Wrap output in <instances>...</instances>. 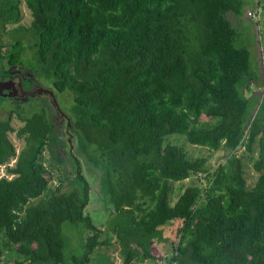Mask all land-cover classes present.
Instances as JSON below:
<instances>
[{
	"label": "trees",
	"instance_id": "obj_1",
	"mask_svg": "<svg viewBox=\"0 0 264 264\" xmlns=\"http://www.w3.org/2000/svg\"><path fill=\"white\" fill-rule=\"evenodd\" d=\"M250 1L258 18L264 0ZM246 3L0 0V34L11 37L0 42V78L18 81L4 65L21 59L30 38L42 86L73 101L69 130L102 174L113 211L102 232L84 214L89 185L77 160L68 190L49 187L40 153L48 134L58 142L51 108L25 118L18 152L8 118L0 119V165L14 159L5 166L12 176L0 177V264L3 255L13 264H86L99 245H111L109 234L122 264L161 260L155 242L168 264H264V173L247 188L234 154L255 145L252 167L264 170V90L244 94L258 78L264 89V53L261 69L251 65L230 20ZM176 139L228 154L209 172L205 157L190 156ZM197 175L205 186H174ZM65 221L90 232L79 253L63 251Z\"/></svg>",
	"mask_w": 264,
	"mask_h": 264
},
{
	"label": "rangeland",
	"instance_id": "obj_2",
	"mask_svg": "<svg viewBox=\"0 0 264 264\" xmlns=\"http://www.w3.org/2000/svg\"><path fill=\"white\" fill-rule=\"evenodd\" d=\"M245 1L247 3L242 7V13L245 10L246 13L232 16L230 20L235 27L238 44L246 46L249 51L250 64L252 65L255 62L257 68L261 69V60L264 53V13H260L258 18L252 17V12L247 10H254L255 6H251L252 2L250 0ZM20 10L21 20L19 23L27 26L30 21L29 12L23 4H21ZM10 41L11 37L6 33L0 34V42L6 43ZM4 49L5 46L1 48L2 51ZM32 49L31 40L26 37L21 59L15 65H4V75L18 78V81H16L18 95H14L12 99H0V119L8 118L9 126L11 127V130L7 131L6 135L13 144L15 151L18 152L24 145L25 139L23 136H18L16 132L24 125L26 121L25 118L30 117L33 112H39V108H43L46 112L48 108L52 109L50 121L55 127L53 135L58 138V142L56 141V144H54L52 140H49L51 134H48L49 139L45 141V145L42 147V152L40 153L41 160L47 168V174L50 175V177H48L47 174L45 175L46 178L49 179V187L52 189L58 187L59 190H68L72 185V177L76 174V164L74 160H77L79 170L89 185V202L84 207L83 212L90 217L91 222L102 232L103 226H105L104 224H107V219L113 214V211L110 209V198L107 196L106 192L102 190L103 187L100 182L102 174L96 167L97 165L91 161L89 154H87L80 145H77L73 137V132L69 130L66 116L69 115L70 117L73 106L72 99L66 92L56 93L52 97L48 87L42 86L46 85V83H43L42 74L38 75L35 71L37 67L31 54ZM263 90L261 79L258 78L250 84V91H246L244 94L246 96L252 95L253 93L261 95L259 92L261 93ZM40 94L41 96L42 94L48 95L47 99L42 98ZM254 108L256 107L254 106ZM206 121H209V119ZM176 140H178V143L184 145L185 151L190 156L205 157V166L209 172L214 169L217 164L223 163L228 154L223 149L210 151L206 148L185 144L182 139ZM256 153L257 148L255 145L251 152L245 151L243 146H238L234 151L236 156L241 157L243 164L242 175L245 178L247 188H251L258 175L264 173V170L257 172L252 167V163L256 159ZM13 164L14 159H10L5 166L10 167ZM5 166H0V175H4L9 179L12 175L6 173ZM64 176H67V178L64 179ZM58 179H62V181L59 182ZM191 182L198 184L200 187L206 185L205 180H202L197 175L191 176L181 182H176L174 186L183 188ZM36 200L37 199H33L30 202H35ZM61 232L65 238V248L63 251L66 254L81 252L83 250L84 239L90 233L82 222L74 224L66 221L61 225ZM171 235L173 236V233H171ZM109 236V243H111V245H99L92 251L90 259L86 264H122V259L119 257L117 251L114 235L109 234ZM162 245V243L157 242L151 245V251L154 255L162 254L163 258L161 260L148 259L144 260L142 264H168L164 259L168 251L164 250ZM1 260H5L3 264H13L11 255H3Z\"/></svg>",
	"mask_w": 264,
	"mask_h": 264
},
{
	"label": "water",
	"instance_id": "obj_3",
	"mask_svg": "<svg viewBox=\"0 0 264 264\" xmlns=\"http://www.w3.org/2000/svg\"><path fill=\"white\" fill-rule=\"evenodd\" d=\"M14 95H18V88L16 82L11 78L1 79L0 78V98H11Z\"/></svg>",
	"mask_w": 264,
	"mask_h": 264
},
{
	"label": "built area",
	"instance_id": "obj_4",
	"mask_svg": "<svg viewBox=\"0 0 264 264\" xmlns=\"http://www.w3.org/2000/svg\"><path fill=\"white\" fill-rule=\"evenodd\" d=\"M247 13L250 14L249 12H247ZM0 166H3V165H0ZM1 176H4V175H0V177H1Z\"/></svg>",
	"mask_w": 264,
	"mask_h": 264
}]
</instances>
